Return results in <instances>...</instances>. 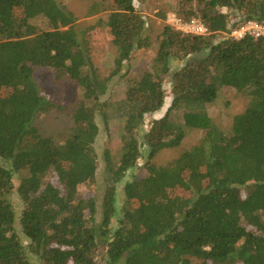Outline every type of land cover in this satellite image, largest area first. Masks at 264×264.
<instances>
[{"label": "trees", "instance_id": "obj_1", "mask_svg": "<svg viewBox=\"0 0 264 264\" xmlns=\"http://www.w3.org/2000/svg\"><path fill=\"white\" fill-rule=\"evenodd\" d=\"M92 1L98 19L79 27L59 0H0V264H33L9 200L17 176L20 224L42 264H100L101 247L107 264H264V36H230L243 22L264 24V0H176L174 13L200 20L208 34L166 24L152 68L128 77L114 106L102 99L125 63L150 45L149 20L135 0ZM101 28L116 51L108 76L92 60V36ZM45 69L82 92L70 128L50 137L37 118L66 106L40 89L34 76ZM223 88L247 99L231 133L208 113ZM112 108L125 124L119 157L105 154L99 222L96 198L81 189L97 182L98 118L108 126ZM188 129L205 135L166 165L155 164L158 153L183 144ZM143 158L145 166L131 173Z\"/></svg>", "mask_w": 264, "mask_h": 264}, {"label": "rangeland", "instance_id": "obj_2", "mask_svg": "<svg viewBox=\"0 0 264 264\" xmlns=\"http://www.w3.org/2000/svg\"><path fill=\"white\" fill-rule=\"evenodd\" d=\"M64 6L71 10L77 17L79 27L93 25L97 21V16L90 15V7L92 0H59ZM176 0H135L136 8L140 13L149 20L148 32L146 35L150 40V45L142 50H137L130 62L125 63L122 72L119 76L114 77L110 83L109 91L103 97V101H109L116 105L124 99V95L128 86V77H137L139 74L152 68L153 59L158 49V41L166 24L170 22V15L175 14L173 11ZM163 14L167 15L166 21L161 19ZM33 23L42 29L47 28L46 22L43 19L33 20ZM116 51L110 41V31L108 28H101L94 32L92 36V60L99 72L108 76L114 68V58ZM181 63H175L173 70L178 69ZM171 76L168 77L164 84V90L168 97V101L172 97V82ZM43 94L51 98L55 102L66 106L63 112H53L44 114L37 118L35 126L45 137L55 136L58 133H65L71 126L72 116L75 113L81 98L82 92L79 86L71 81L57 83L54 80L53 71L50 69L39 70L34 76ZM247 104V99L236 93L234 89L223 88L216 102L208 108V113L215 123L226 133H231L233 128L234 117L244 112ZM165 112H159L157 115L149 116L146 120L145 129H148L150 122L162 116ZM111 121L107 126L103 118L100 116L98 122L100 125V135L96 142V149L99 155V170L97 182L93 186L83 188V193H89L97 200L98 221L102 214V203L104 198V174L106 170L105 154L109 150L113 155L118 156L121 148V135L125 119L120 117L115 109L112 108L109 112ZM181 115H177L179 119ZM183 144L176 149L163 150L153 160L157 165H166L172 160L179 157L183 152L189 150L196 145L205 135L201 129H188ZM119 157V156H118ZM147 163V159L143 158L139 161L137 167L131 173L138 174L140 168H143ZM128 178L124 180L126 182ZM123 182V184H124ZM19 184V176L14 179L15 189L9 196V200L13 204L16 212V230L21 238L23 245L28 250V255L33 264H42L40 258L30 252V240L24 233L20 224L21 214L24 209L18 193L17 186ZM122 186L119 189V204H122ZM117 226V223H114ZM100 264H107L105 261V250L103 247L99 250Z\"/></svg>", "mask_w": 264, "mask_h": 264}, {"label": "built area", "instance_id": "obj_3", "mask_svg": "<svg viewBox=\"0 0 264 264\" xmlns=\"http://www.w3.org/2000/svg\"><path fill=\"white\" fill-rule=\"evenodd\" d=\"M169 17V25L185 34L200 36L208 34L207 27L200 20L194 19L190 21H184L176 14H171ZM246 35H250L255 38L264 36V24H259L255 21H246L243 22L239 27L234 28L230 34V36L235 39H241Z\"/></svg>", "mask_w": 264, "mask_h": 264}]
</instances>
